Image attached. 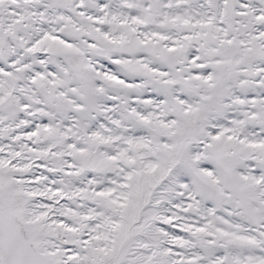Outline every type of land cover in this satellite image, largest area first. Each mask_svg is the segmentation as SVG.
Segmentation results:
<instances>
[{"label":"snow or ice","instance_id":"6c2138e0","mask_svg":"<svg viewBox=\"0 0 264 264\" xmlns=\"http://www.w3.org/2000/svg\"><path fill=\"white\" fill-rule=\"evenodd\" d=\"M0 264H264V0H0Z\"/></svg>","mask_w":264,"mask_h":264}]
</instances>
